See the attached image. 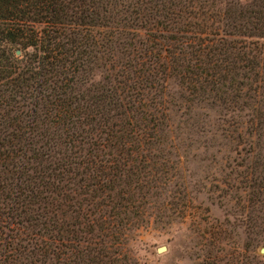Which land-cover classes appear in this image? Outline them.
Instances as JSON below:
<instances>
[{
	"label": "trees",
	"instance_id": "trees-1",
	"mask_svg": "<svg viewBox=\"0 0 264 264\" xmlns=\"http://www.w3.org/2000/svg\"><path fill=\"white\" fill-rule=\"evenodd\" d=\"M202 107L252 135L264 219V0H0V264H136L170 114ZM217 244L195 264H264Z\"/></svg>",
	"mask_w": 264,
	"mask_h": 264
},
{
	"label": "rangeland",
	"instance_id": "rangeland-1",
	"mask_svg": "<svg viewBox=\"0 0 264 264\" xmlns=\"http://www.w3.org/2000/svg\"><path fill=\"white\" fill-rule=\"evenodd\" d=\"M170 115L174 148L158 152L161 162L156 158L169 182L150 200L149 215L126 233L122 260L195 264L213 243L234 248L241 262L252 252L264 256L258 251L264 246V219L248 207L252 195L241 180L253 149L252 135L235 130L233 121L242 118L208 107L187 117Z\"/></svg>",
	"mask_w": 264,
	"mask_h": 264
},
{
	"label": "water",
	"instance_id": "water-1",
	"mask_svg": "<svg viewBox=\"0 0 264 264\" xmlns=\"http://www.w3.org/2000/svg\"><path fill=\"white\" fill-rule=\"evenodd\" d=\"M15 53L17 54V53H18V51L16 50V51H15ZM158 249L160 250V249H161V247H160V248H158ZM258 251H259V253H260V254H264V246H263V247H260Z\"/></svg>",
	"mask_w": 264,
	"mask_h": 264
}]
</instances>
